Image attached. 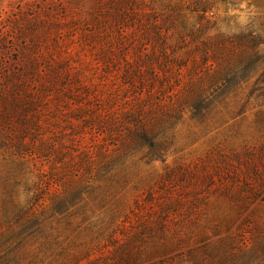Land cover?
<instances>
[{
    "label": "rangeland",
    "instance_id": "1",
    "mask_svg": "<svg viewBox=\"0 0 264 264\" xmlns=\"http://www.w3.org/2000/svg\"><path fill=\"white\" fill-rule=\"evenodd\" d=\"M0 264H264V0H0Z\"/></svg>",
    "mask_w": 264,
    "mask_h": 264
},
{
    "label": "trees",
    "instance_id": "2",
    "mask_svg": "<svg viewBox=\"0 0 264 264\" xmlns=\"http://www.w3.org/2000/svg\"><path fill=\"white\" fill-rule=\"evenodd\" d=\"M205 9H206L205 7L202 8L203 11H204Z\"/></svg>",
    "mask_w": 264,
    "mask_h": 264
}]
</instances>
